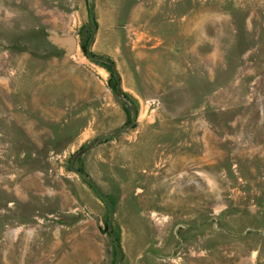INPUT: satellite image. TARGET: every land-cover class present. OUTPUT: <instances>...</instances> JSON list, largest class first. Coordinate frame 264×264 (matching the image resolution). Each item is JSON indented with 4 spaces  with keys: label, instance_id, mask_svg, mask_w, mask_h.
<instances>
[{
    "label": "rangeland",
    "instance_id": "1",
    "mask_svg": "<svg viewBox=\"0 0 264 264\" xmlns=\"http://www.w3.org/2000/svg\"><path fill=\"white\" fill-rule=\"evenodd\" d=\"M0 264H264V0H0Z\"/></svg>",
    "mask_w": 264,
    "mask_h": 264
},
{
    "label": "water",
    "instance_id": "2",
    "mask_svg": "<svg viewBox=\"0 0 264 264\" xmlns=\"http://www.w3.org/2000/svg\"><path fill=\"white\" fill-rule=\"evenodd\" d=\"M50 40L53 44H56L59 47L64 48L67 52H72L75 48V38L73 35L61 36V35L53 34L50 37ZM104 62L113 68V65L110 61L106 60ZM116 92L117 94L119 93L118 84L116 85Z\"/></svg>",
    "mask_w": 264,
    "mask_h": 264
}]
</instances>
